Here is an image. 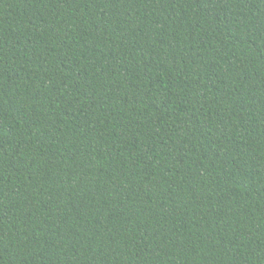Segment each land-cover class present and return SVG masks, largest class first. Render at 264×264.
Returning a JSON list of instances; mask_svg holds the SVG:
<instances>
[{"label": "trees", "instance_id": "1", "mask_svg": "<svg viewBox=\"0 0 264 264\" xmlns=\"http://www.w3.org/2000/svg\"><path fill=\"white\" fill-rule=\"evenodd\" d=\"M0 264H264V0H0Z\"/></svg>", "mask_w": 264, "mask_h": 264}]
</instances>
